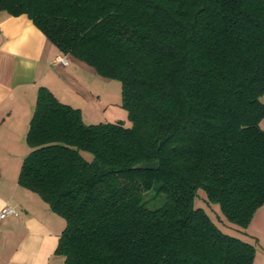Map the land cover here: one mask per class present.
Instances as JSON below:
<instances>
[{
	"label": "trees",
	"instance_id": "obj_1",
	"mask_svg": "<svg viewBox=\"0 0 264 264\" xmlns=\"http://www.w3.org/2000/svg\"><path fill=\"white\" fill-rule=\"evenodd\" d=\"M0 11L119 80L131 121L86 123L38 88L18 182L64 218V264H252L241 235L264 205V0H0Z\"/></svg>",
	"mask_w": 264,
	"mask_h": 264
},
{
	"label": "crops",
	"instance_id": "obj_2",
	"mask_svg": "<svg viewBox=\"0 0 264 264\" xmlns=\"http://www.w3.org/2000/svg\"><path fill=\"white\" fill-rule=\"evenodd\" d=\"M57 55L67 64L56 62ZM88 66L60 52L25 14L0 11V211L5 205L14 209L0 217V264H64L56 252L64 218L20 185L18 174L30 151L26 134L40 86L79 108L83 121L105 114L104 82L96 85L99 75ZM245 231L241 236L255 247L252 264H264V205Z\"/></svg>",
	"mask_w": 264,
	"mask_h": 264
},
{
	"label": "rangeland",
	"instance_id": "obj_3",
	"mask_svg": "<svg viewBox=\"0 0 264 264\" xmlns=\"http://www.w3.org/2000/svg\"><path fill=\"white\" fill-rule=\"evenodd\" d=\"M90 67L91 73L96 72L92 66ZM98 74V73H97ZM92 75V74H91ZM99 75V74H98ZM98 80L95 83L96 85L99 84L100 87H102V83L105 87V95L104 100L106 101V111L105 114H102L100 111L99 117H94V119L86 118L84 119L85 122H105V121H115V120H121L125 125H130L131 121L129 120L127 116V111L125 108L121 106V83L117 79L113 78H105L102 76H98ZM94 84V85H95ZM262 100H264V96H262ZM86 158H90L91 154L88 152H83ZM198 191L202 192L201 189ZM195 206H201L213 219V221L225 232L229 234H239L237 230L234 229V227H239L236 224L229 222L224 218L222 215L218 204L216 203H207L206 201L195 197L194 200Z\"/></svg>",
	"mask_w": 264,
	"mask_h": 264
},
{
	"label": "built area",
	"instance_id": "obj_4",
	"mask_svg": "<svg viewBox=\"0 0 264 264\" xmlns=\"http://www.w3.org/2000/svg\"><path fill=\"white\" fill-rule=\"evenodd\" d=\"M55 60L58 63L64 64V65L67 64L66 57L63 55H57ZM13 212H14V209L12 206L5 205L0 211V217H4L5 215L13 213Z\"/></svg>",
	"mask_w": 264,
	"mask_h": 264
},
{
	"label": "water",
	"instance_id": "obj_5",
	"mask_svg": "<svg viewBox=\"0 0 264 264\" xmlns=\"http://www.w3.org/2000/svg\"><path fill=\"white\" fill-rule=\"evenodd\" d=\"M158 162L155 161H142L132 166L134 169H156Z\"/></svg>",
	"mask_w": 264,
	"mask_h": 264
}]
</instances>
